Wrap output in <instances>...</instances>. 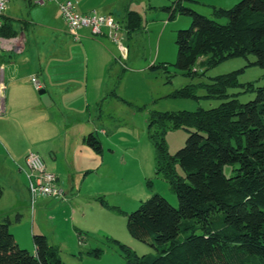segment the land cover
<instances>
[{"label": "rangeland", "instance_id": "374dc122", "mask_svg": "<svg viewBox=\"0 0 264 264\" xmlns=\"http://www.w3.org/2000/svg\"><path fill=\"white\" fill-rule=\"evenodd\" d=\"M85 1L101 15L112 14L122 26V32L126 30L127 11L138 12L142 17L141 29L123 41L125 55L118 46H111L115 56L110 78L112 84L97 107L96 116L92 115V122L97 126L95 137L101 142L104 152L96 154L87 146L78 147L73 153L68 150L62 152L59 160L68 161L64 164L60 161L64 198L54 200L52 205L39 198L32 211L31 197L26 188H21L26 178L18 172L17 166L24 165L25 161L21 163L15 156L17 153L28 155L34 152L47 163L50 156L48 144L60 142L63 122L72 120L44 105L37 91L46 115L39 117L28 111L26 114L17 112L0 116V185L4 190L0 201V222L10 220V231L18 246L31 254L35 253L33 236L44 235L50 245L60 244V256L66 264H125L127 259L122 246L137 256L157 255L151 239L144 243L131 236L127 229V215L155 194L178 208L177 196L169 183L156 174L157 149L151 137L155 129L148 128L152 113L216 108L227 99L206 98V90L199 85L236 71H241L238 76L241 86L229 89L228 95L238 94L240 103H248L255 99L257 89L264 87V68L252 64L256 61L253 55L229 59L213 68H207L202 63L206 59L201 58L193 68L198 76L190 77L176 65V40L180 30L191 27L192 19L179 13L170 19V14L164 9L177 0ZM240 1L184 0L182 4L209 19L227 24V18H216L214 9L228 10ZM50 5V2L30 5L28 0H11L5 14L10 10L15 16L32 22L40 18L42 11ZM32 30L26 33L25 55L31 60L26 67H32L37 77L41 74L40 68H45L48 61L47 58L40 65V53L60 49L61 42L49 30H45L43 36L31 33ZM120 39L122 34H119ZM17 56L16 52L3 51L6 62H10V58L13 62ZM123 69L125 74L115 90V80ZM188 86L197 87V98L171 96ZM114 91L115 96L112 94ZM193 131L169 130L164 135L168 152L174 155L182 149ZM72 138L77 137L70 134L68 142L73 141ZM72 160L71 164L69 161ZM233 168L230 165L224 167L227 177L233 175ZM177 171L183 175L179 166ZM73 216L76 228L82 233L73 229ZM79 239L85 240L82 247Z\"/></svg>", "mask_w": 264, "mask_h": 264}, {"label": "trees", "instance_id": "16d2710c", "mask_svg": "<svg viewBox=\"0 0 264 264\" xmlns=\"http://www.w3.org/2000/svg\"><path fill=\"white\" fill-rule=\"evenodd\" d=\"M183 1L164 8L170 19L176 13L192 19L191 27L177 35L176 65L181 71L195 77L193 68L201 58L207 68H213L249 55L256 57L253 65L264 68V0H241L231 9H214L216 18H227V24L186 8ZM0 22V37L17 35L4 16ZM141 27V15L127 11V38ZM240 72L199 85L206 98L227 99L216 108L152 113L148 128L155 129L151 137L157 149L156 174L169 183L178 208L155 194L127 215L131 236L144 243L151 239L157 255L137 256L122 246L125 264H264V87L257 89L254 100L240 103L238 94L228 95L229 89L241 86ZM124 74L123 69L117 76L115 90ZM196 88L188 86L171 96L195 99ZM171 129L194 130L174 155L164 141ZM84 143L103 154L93 133ZM228 165L234 167L230 177L224 173ZM3 195L0 185V201ZM10 225L9 219L0 222V264H66L44 235L33 236L34 254L21 249Z\"/></svg>", "mask_w": 264, "mask_h": 264}, {"label": "crops", "instance_id": "0c3cea01", "mask_svg": "<svg viewBox=\"0 0 264 264\" xmlns=\"http://www.w3.org/2000/svg\"><path fill=\"white\" fill-rule=\"evenodd\" d=\"M67 2L72 3L74 12L77 14L85 15L96 12L85 0H55L50 2L52 5L47 6L42 11L43 15L38 19L32 20V22L19 18L21 16H15L9 10V13L4 14V17L8 20L12 29L17 32V35L11 38L0 37L11 41L12 47L10 46L7 50L9 53L16 52L18 54L13 62L11 58L10 62H6L3 59V54L0 58L5 67V114L12 115L17 112L26 114L28 111L36 113L39 117L47 114V111L43 110V105L38 96L39 93L37 94L39 90L31 81L33 78H37L42 85V89L46 90L51 109H54L65 118L68 116V118L70 117L69 119H72L70 122L66 118L67 121L63 122V125L62 122L59 124V127L62 125L63 130L60 136V138L62 137L61 141L55 145L49 143L47 147V152L50 156L46 166L50 172L57 176L60 187H62L60 176H63L60 161H63V164L68 161L63 158L59 160V155L65 150L73 153L78 147H86L84 138L88 134L93 133L96 135L97 133V126L92 122V115L96 116L97 107L112 84L110 78L115 65L114 49L111 48L112 44L118 46L119 50L125 55L121 45L110 38L107 32L102 36L94 37L88 29H81L78 33L80 39L74 41L70 37L71 35L68 32L61 12V6ZM102 15L112 16L110 13ZM31 28H33L31 33L38 34V36H43L46 33L45 30H49L54 35L53 37L61 42L60 49L54 48L47 53H40L39 64L42 65V61L46 62L47 58L48 61L45 68H40L41 74L39 76L37 74V77H35L32 67H26L31 64L29 56L25 55L27 52L26 33ZM70 41L73 43L71 44ZM70 134L73 137L76 135L77 138H72L73 141L68 142L67 138ZM1 148L0 143V151L2 150ZM87 148L90 147L87 146ZM26 156V154L17 153L15 157L17 161L22 163L25 161ZM69 162L72 164L73 160ZM17 166L18 172L24 174L26 178L24 170H21L25 169V164H17ZM21 188H26L25 191L29 194L27 178L26 181L23 179ZM54 200L59 199L42 198V202L47 205L54 204ZM71 222L73 229L82 233L81 229L76 228L74 224V216ZM79 241L82 247L85 240L82 242L79 239ZM59 246L60 244L54 247L59 249Z\"/></svg>", "mask_w": 264, "mask_h": 264}, {"label": "built area", "instance_id": "2783aa9c", "mask_svg": "<svg viewBox=\"0 0 264 264\" xmlns=\"http://www.w3.org/2000/svg\"><path fill=\"white\" fill-rule=\"evenodd\" d=\"M11 0H0V17L4 16ZM35 4L53 2L55 0H30ZM63 19L66 23L69 34L75 41L80 39L78 34L81 29H88L94 37L102 36L105 32L115 42L119 43L124 49L123 41L126 39V33L122 32V26L113 16L101 15L97 12L80 15L74 12L71 2H67L61 6ZM2 23L0 22V27ZM119 34H122V40H119ZM12 47L11 41L0 38V58L4 50ZM125 51V49H124ZM4 64L0 61V116L5 114L4 100L6 85L4 82ZM32 83L38 89H42V85L37 78H33ZM24 173L27 178V187L32 200V211L36 201L39 198L63 199L64 190L58 184L57 176L50 172L46 163L38 153L29 152L25 158Z\"/></svg>", "mask_w": 264, "mask_h": 264}, {"label": "water", "instance_id": "95a60500", "mask_svg": "<svg viewBox=\"0 0 264 264\" xmlns=\"http://www.w3.org/2000/svg\"><path fill=\"white\" fill-rule=\"evenodd\" d=\"M40 4H43V3H40ZM39 94L41 96V99H42V102L44 103V105L50 106V100L48 98L46 90H44V89L39 90Z\"/></svg>", "mask_w": 264, "mask_h": 264}]
</instances>
